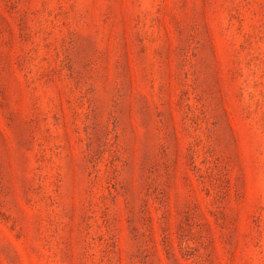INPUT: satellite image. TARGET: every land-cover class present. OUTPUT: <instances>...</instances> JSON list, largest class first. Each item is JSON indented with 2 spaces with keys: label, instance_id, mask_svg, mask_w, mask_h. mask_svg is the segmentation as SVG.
<instances>
[{
  "label": "rangeland",
  "instance_id": "374dc122",
  "mask_svg": "<svg viewBox=\"0 0 264 264\" xmlns=\"http://www.w3.org/2000/svg\"><path fill=\"white\" fill-rule=\"evenodd\" d=\"M0 264H264V0H0Z\"/></svg>",
  "mask_w": 264,
  "mask_h": 264
}]
</instances>
